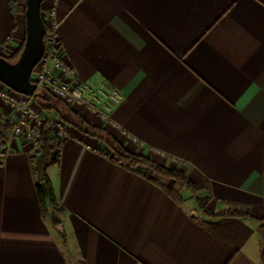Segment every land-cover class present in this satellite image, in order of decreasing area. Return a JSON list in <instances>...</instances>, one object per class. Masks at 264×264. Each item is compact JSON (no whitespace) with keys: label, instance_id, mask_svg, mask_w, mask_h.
<instances>
[{"label":"crops","instance_id":"0c3cea01","mask_svg":"<svg viewBox=\"0 0 264 264\" xmlns=\"http://www.w3.org/2000/svg\"><path fill=\"white\" fill-rule=\"evenodd\" d=\"M56 1L76 80L124 95L118 127L76 112L132 152L185 171L211 212L236 203L250 217H207L193 196L180 206L150 178L173 182L112 163L69 127L47 171L63 207L56 227L38 196V150L13 135L16 114L0 99V264H264V0ZM24 4L0 0V53L26 38L14 10Z\"/></svg>","mask_w":264,"mask_h":264},{"label":"built area","instance_id":"2783aa9c","mask_svg":"<svg viewBox=\"0 0 264 264\" xmlns=\"http://www.w3.org/2000/svg\"><path fill=\"white\" fill-rule=\"evenodd\" d=\"M56 6V0H45L42 4V17L47 28L45 53L33 74L38 89L45 90L75 112L81 109L107 125L118 127L112 119V113L124 101V95L117 88L76 80L75 71L61 55ZM0 99L16 114L13 121L14 136H25L39 150L40 133L48 122L47 130L53 137L56 154L60 155L62 142L69 136V127L63 121L48 120L34 97L20 95L7 86L5 90H0Z\"/></svg>","mask_w":264,"mask_h":264},{"label":"trees","instance_id":"16d2710c","mask_svg":"<svg viewBox=\"0 0 264 264\" xmlns=\"http://www.w3.org/2000/svg\"><path fill=\"white\" fill-rule=\"evenodd\" d=\"M26 1L23 6L15 7L14 10L17 13H21L25 17L27 10ZM45 27L47 23L44 20ZM26 40V38H25ZM25 40L16 51H8L4 48V53H0V56L4 57L10 62H15L25 45ZM61 43V42H60ZM35 82L34 77L32 76ZM43 93L45 90L40 89ZM42 112L47 116L48 120L59 119L63 121L67 126L74 128L84 136L93 138L102 144L110 153V161L118 166L126 168L128 171L144 176V172L156 178L163 179L168 182H173L172 187L164 186L158 179L150 178V181L160 186L165 193L174 200L178 205L183 206L188 197L193 196L198 204L201 213L207 217L216 219H235V218H247L250 215L246 212L244 206H240L236 203H232L230 208L217 213H213L202 204L198 194L196 184L186 175L183 170L168 169L167 167L157 163L156 161L143 156L139 153L132 152L124 144H122L115 136L103 128L96 127L88 122L84 117L66 106L62 101L53 97L50 101L38 100ZM48 122H46L43 130L40 133V148L38 154L32 157V170L37 180L38 196L42 205V213L44 216H51L52 221L56 227H60L61 222L58 218V214L63 211V207L58 203L56 194L52 185V182L48 176V168L52 165L59 163V156L56 154V148L54 145L53 137L47 130ZM10 125L5 126L8 130ZM1 139V137H0ZM1 147V144H0ZM42 184H45L48 188V195H46L42 189ZM264 224V218L258 220ZM61 237L65 239V234L60 233Z\"/></svg>","mask_w":264,"mask_h":264},{"label":"water","instance_id":"95a60500","mask_svg":"<svg viewBox=\"0 0 264 264\" xmlns=\"http://www.w3.org/2000/svg\"><path fill=\"white\" fill-rule=\"evenodd\" d=\"M44 1H26L25 45L15 62H10L0 56V83L20 95L50 101L52 96L38 89V85L32 79L34 70L39 65L46 48V27L42 17V4ZM42 189L48 195V188L45 184H42Z\"/></svg>","mask_w":264,"mask_h":264},{"label":"rangeland","instance_id":"374dc122","mask_svg":"<svg viewBox=\"0 0 264 264\" xmlns=\"http://www.w3.org/2000/svg\"><path fill=\"white\" fill-rule=\"evenodd\" d=\"M35 77V76H34ZM37 104H38V102H37ZM38 108L42 111V109L40 108V106H39V104H38ZM69 127V126H68ZM191 206H193V204H191ZM194 208V207H193ZM194 216H199V218H200V215L201 214H199L200 212H199V210L198 209H194Z\"/></svg>","mask_w":264,"mask_h":264}]
</instances>
